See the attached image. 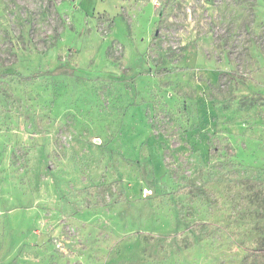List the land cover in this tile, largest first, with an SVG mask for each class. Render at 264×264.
<instances>
[{
	"label": "rangeland",
	"instance_id": "obj_1",
	"mask_svg": "<svg viewBox=\"0 0 264 264\" xmlns=\"http://www.w3.org/2000/svg\"><path fill=\"white\" fill-rule=\"evenodd\" d=\"M0 264H264V0H0Z\"/></svg>",
	"mask_w": 264,
	"mask_h": 264
}]
</instances>
